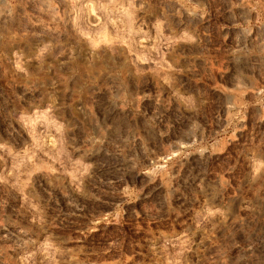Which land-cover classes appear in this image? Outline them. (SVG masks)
<instances>
[{"label": "rangeland", "instance_id": "rangeland-1", "mask_svg": "<svg viewBox=\"0 0 264 264\" xmlns=\"http://www.w3.org/2000/svg\"><path fill=\"white\" fill-rule=\"evenodd\" d=\"M0 264H264V0H0Z\"/></svg>", "mask_w": 264, "mask_h": 264}]
</instances>
